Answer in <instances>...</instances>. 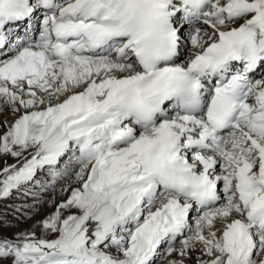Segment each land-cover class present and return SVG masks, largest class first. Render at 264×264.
Here are the masks:
<instances>
[{
  "label": "snow or ice",
  "instance_id": "snow-or-ice-1",
  "mask_svg": "<svg viewBox=\"0 0 264 264\" xmlns=\"http://www.w3.org/2000/svg\"><path fill=\"white\" fill-rule=\"evenodd\" d=\"M5 110L0 264H264V0H0Z\"/></svg>",
  "mask_w": 264,
  "mask_h": 264
},
{
  "label": "rangeland",
  "instance_id": "rangeland-1",
  "mask_svg": "<svg viewBox=\"0 0 264 264\" xmlns=\"http://www.w3.org/2000/svg\"><path fill=\"white\" fill-rule=\"evenodd\" d=\"M6 113L7 110H5L3 113H0V122L3 120V117L7 116ZM16 160V158H12L10 156L0 158V168L4 167L5 164H16ZM53 192L54 191H50L43 195L51 196ZM17 196L18 193L13 191L9 198L0 200V219H3L4 231L9 235L21 233L26 228L30 227L32 221L37 217V214L44 207V203L42 205L38 204L39 206L35 209L23 207L24 205H32L33 203L37 204V201H39L41 197H39L36 201H33L31 199H18ZM17 209H19V211H17ZM168 259L170 258L164 256L162 259H158L156 264H167Z\"/></svg>",
  "mask_w": 264,
  "mask_h": 264
},
{
  "label": "bare ground",
  "instance_id": "bare-ground-1",
  "mask_svg": "<svg viewBox=\"0 0 264 264\" xmlns=\"http://www.w3.org/2000/svg\"><path fill=\"white\" fill-rule=\"evenodd\" d=\"M7 116L3 117V120L1 122H3L5 119H7L9 122L12 121L13 117L10 114V112L7 111ZM17 163V160L15 161ZM64 187L63 183H58L56 189L54 190L53 194L51 196H47V195H42L40 196L41 198L39 199V201H37V204L42 205L43 203H40V201H44V207L42 210H40V212L37 214V217L32 221V224L30 225V227L26 228L24 231L29 230L32 228V225L34 224V222L36 220L42 219L43 217H45L46 215L50 214L55 207V204H58L62 199H65L66 196L68 195L67 193L62 192V188ZM50 192V191H49ZM48 193V192H47ZM46 196V197H45ZM52 204V206L50 207L49 204ZM21 232V233H22ZM40 234L39 230L37 229V235ZM177 247L179 246V242H177ZM161 251L163 252V249H161ZM166 256V255H165ZM168 258V256H166ZM167 260V259H166ZM188 264H194L193 260H189Z\"/></svg>",
  "mask_w": 264,
  "mask_h": 264
}]
</instances>
